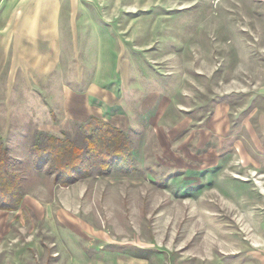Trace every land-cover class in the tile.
I'll list each match as a JSON object with an SVG mask.
<instances>
[{
	"label": "rangeland",
	"instance_id": "rangeland-1",
	"mask_svg": "<svg viewBox=\"0 0 264 264\" xmlns=\"http://www.w3.org/2000/svg\"><path fill=\"white\" fill-rule=\"evenodd\" d=\"M0 264H264V0H0Z\"/></svg>",
	"mask_w": 264,
	"mask_h": 264
},
{
	"label": "trees",
	"instance_id": "trees-1",
	"mask_svg": "<svg viewBox=\"0 0 264 264\" xmlns=\"http://www.w3.org/2000/svg\"><path fill=\"white\" fill-rule=\"evenodd\" d=\"M75 149H78V148H75Z\"/></svg>",
	"mask_w": 264,
	"mask_h": 264
}]
</instances>
